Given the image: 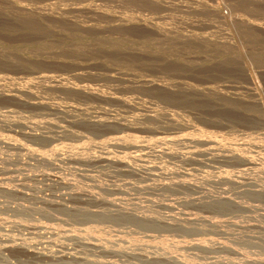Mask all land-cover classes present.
Returning <instances> with one entry per match:
<instances>
[{"label":"rangeland","instance_id":"rangeland-1","mask_svg":"<svg viewBox=\"0 0 264 264\" xmlns=\"http://www.w3.org/2000/svg\"><path fill=\"white\" fill-rule=\"evenodd\" d=\"M0 264H264V0H0Z\"/></svg>","mask_w":264,"mask_h":264},{"label":"bare ground","instance_id":"bare-ground-1","mask_svg":"<svg viewBox=\"0 0 264 264\" xmlns=\"http://www.w3.org/2000/svg\"><path fill=\"white\" fill-rule=\"evenodd\" d=\"M178 260V259H177ZM173 261H176L175 259ZM179 261V260H178ZM176 263V262H175Z\"/></svg>","mask_w":264,"mask_h":264}]
</instances>
